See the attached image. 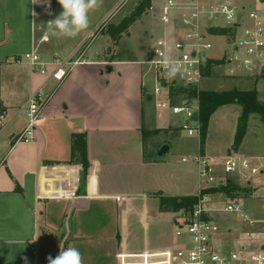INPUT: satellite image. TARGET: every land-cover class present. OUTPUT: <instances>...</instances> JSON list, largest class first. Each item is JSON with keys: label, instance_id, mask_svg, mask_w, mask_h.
<instances>
[{"label": "crops", "instance_id": "0c3cea01", "mask_svg": "<svg viewBox=\"0 0 264 264\" xmlns=\"http://www.w3.org/2000/svg\"><path fill=\"white\" fill-rule=\"evenodd\" d=\"M156 1L151 7L157 9L165 2ZM51 4L47 6L43 0L37 4L33 0H0V113L4 114L0 124V264H25V257L27 264H48L47 258H55L60 246L89 247L116 240L117 264H133L142 260V254L177 244L175 233L188 215L161 213L157 194L193 196L206 186L201 182L199 166L191 161L200 155L199 142L195 146L189 140H176L181 153L171 157L172 146L166 156L159 157L162 146L155 149L154 145L150 153H157L158 159L144 160L143 127L150 131L153 126L166 128L171 133L170 128H181L172 122V114L159 108L155 97L148 94L153 83L144 62L151 59L159 40L173 43L183 27L178 21L164 25L152 12L159 22L158 30L154 23L159 36L149 56L136 55V61L112 54L103 56L105 46L88 56V47L67 77L58 81L53 72L59 50H41L51 36L44 28L51 20ZM246 7L238 8L243 12ZM249 11L264 12V4ZM221 40L220 51L225 44ZM34 50L47 65L45 72L25 61L24 56ZM37 92L48 99L36 138L31 143L14 144L27 123L24 107ZM196 109L198 112V103ZM76 134L86 136L89 162L86 188L81 193L83 166L74 156ZM241 150L246 154L241 157L261 158L244 153L243 146ZM205 156L210 157L207 145ZM222 176L218 171L221 180ZM232 201L248 208L243 198H230L227 204ZM223 213L233 215L238 222L228 223V227L218 223V239L227 245L237 244L249 227L239 215ZM133 215L145 225L147 217L160 220L170 216L176 228L172 233L167 228L155 230V237L146 236L133 244ZM95 221L98 223L94 225ZM111 230L116 239H106Z\"/></svg>", "mask_w": 264, "mask_h": 264}, {"label": "built area", "instance_id": "2783aa9c", "mask_svg": "<svg viewBox=\"0 0 264 264\" xmlns=\"http://www.w3.org/2000/svg\"><path fill=\"white\" fill-rule=\"evenodd\" d=\"M150 11L164 25H173L177 21L182 25L178 29V38L173 43L159 40L153 49L150 60L145 61L151 73L153 87L148 94L155 97L156 105L172 115L183 116L181 128L188 136L199 135V120L195 122L197 109L192 102L173 104L176 89L198 88L205 80L204 62L213 50L210 38L225 36L231 40L224 44L222 56L226 66H234L225 74L228 77L246 75L254 79L264 80V12L248 11L243 14L234 0H166L158 9ZM245 16L248 23H245ZM211 29L229 30L232 36L214 35ZM168 56L176 62L180 72L169 77L163 67V59ZM210 58V57H209ZM32 67L45 72L47 65L42 63L37 50L24 56ZM80 60L72 62L55 61L53 76L56 80H64L71 68ZM238 71H244L238 73ZM174 89V91H172ZM42 92L32 94L24 109L27 123L16 143H31L36 138V130L42 110L47 103ZM4 114L0 113V124ZM187 162L186 159L183 160ZM199 166L201 182L206 186H221L226 179H237L241 183L264 191V157L245 158L232 155L225 158H209L198 155L191 160ZM220 165L221 169L215 166ZM218 171L223 173L222 180ZM202 200L193 214H188L185 221L175 233L178 243L158 252L140 255L141 261L133 264H264V230H257V225L264 220L251 217L243 204L230 202L224 207L226 213L239 215L250 228L239 239L237 244L230 245L218 239L221 234L219 224L204 218L208 215L202 208Z\"/></svg>", "mask_w": 264, "mask_h": 264}, {"label": "rangeland", "instance_id": "374dc122", "mask_svg": "<svg viewBox=\"0 0 264 264\" xmlns=\"http://www.w3.org/2000/svg\"><path fill=\"white\" fill-rule=\"evenodd\" d=\"M143 1L144 0H103L102 5L89 14L90 24L86 30L82 31L75 38L50 36L48 40L49 42L44 44L41 50L48 53L50 52V49L56 47V49L59 50L58 52H60H57V58H59L60 61H75L87 50L88 47L90 48L88 56H90L103 46H105L103 56L112 54L115 55V57L129 58L137 55L140 58H146L153 49L155 39L159 36V31L154 32V23H156V30H158L159 22L157 19L153 18L152 11H150L151 6H154L155 2H157L156 0H151L150 8H144L136 21L133 22L126 31L119 35L120 24L124 22L125 19L132 16ZM234 2L238 3V7H241V5L248 6L246 7L245 12H248L251 7L255 8L256 6L264 4V0H234ZM50 3H52V13L50 18L51 20H54L63 9L58 3V0H50ZM156 9L157 8L155 7V10ZM245 12L243 11V14ZM44 28L48 34L47 26ZM223 38L224 39L222 40L216 37L211 38L214 48L209 52L210 58L208 57V59L216 61L224 59V57L220 55L222 54V49L221 51L219 50L220 46L218 45V40H221V42L224 40L226 45L230 43L231 40L225 36ZM71 51L72 54L66 57ZM145 68L147 69L146 65ZM230 69H234V66H226L225 63L215 65L212 70V76H206L204 82L197 89L224 91L237 87V89L240 90L255 91L258 94L259 102L264 105V80L254 79L247 77L246 75L228 77L225 73ZM242 72L244 71H238V73ZM174 101H176L177 104H185L188 102L186 97L180 93H177ZM193 106L196 108L197 103H194ZM241 113L242 108L240 106H225L220 108L211 117L206 139L208 153H210L209 158H225L232 155H246L242 153V146L246 149L244 153L264 157V119L260 114H252L250 116L248 131L244 138L243 145H241L237 151L231 149L232 143L234 142L235 124ZM171 120L176 123L175 126L184 123L183 116L181 115H172ZM165 130L166 128L155 129L153 126L152 131L154 134L147 141L149 146L148 151H150L154 145L155 149L164 145H169L170 149L172 146V151L170 152L171 157L175 154L181 153V151H178L181 148L178 149L175 145L176 140L180 141V143L189 140L192 141L195 146H197L200 140V134L190 137L182 128H170V130L173 131V134L170 131ZM215 167L216 169H221L220 165ZM232 180L236 181L235 184H237L239 188L245 190L242 193L234 191L232 194L237 198H243L247 202L248 208L245 207L248 209V213L253 215L254 218L264 220V191L255 188L256 192L254 193L252 189L247 188L245 184L237 179ZM215 187L220 186H218V184L214 186H205L202 191ZM228 199L230 198L225 194H211L203 198L205 202L202 204V208L209 211V217L217 223H221L224 227H228V223L238 222V219L232 217L233 215H225L223 213L224 207L228 203ZM132 217L133 232L136 234H134L131 241L134 242L133 244H136L138 241H144L146 236L155 237V230L167 228L166 230H169L172 233L176 228V225L171 221L170 216L160 220L147 217L146 225L140 221L139 216L133 215ZM97 223L98 221H95L94 225ZM256 228L257 230H264V224L257 225ZM112 232L113 230L110 231L111 236L106 239H111L112 237L116 239V233ZM117 248L118 241L116 240V242L112 244L109 242H105L103 245L92 243V246L89 245V247H87V245H83L79 246L77 249L82 254L83 264H117L115 259Z\"/></svg>", "mask_w": 264, "mask_h": 264}, {"label": "trees", "instance_id": "16d2710c", "mask_svg": "<svg viewBox=\"0 0 264 264\" xmlns=\"http://www.w3.org/2000/svg\"><path fill=\"white\" fill-rule=\"evenodd\" d=\"M151 0H144L143 3L136 9L135 13L129 18L125 19L119 26V35L126 31L133 22L136 21L137 17L144 8H150ZM211 34L214 35H229L232 36L229 30L223 29H211ZM130 61H136L135 57H129ZM225 60L216 61L213 59H206L204 62V75L207 77L212 76V70L215 65L224 64ZM174 91V89H172ZM177 93L182 94L186 97L188 101L196 100L198 103V113H199V126H200V141L199 154L205 156V145L208 135V129L210 125L211 117L222 107L237 105L242 108V113L238 118L237 130L234 137V142L232 145V150L237 151L242 145L244 138L247 135L249 119L252 114H260L264 119V105L261 104L258 100V94L255 91L240 90L237 87L233 89L224 90V91H215V90H199L197 88H178L176 89ZM176 101H173V104H176ZM143 138H144V160L145 162H151L156 160L157 153L151 154L148 151L147 141L150 137L153 136L154 132L142 128ZM15 144V141H14ZM73 149L74 156H78L80 162L83 166V177L80 187V193L83 192L86 188V178L88 175L89 162L87 157V141L86 136L83 134L73 135ZM237 191L242 193L245 191L235 184L232 179L226 181L225 184L220 187L209 188L201 191L199 195L193 196H164L161 193H158L159 198V211L161 213H174L181 214L182 217L187 214H193L196 207L200 204L203 198L211 194H225L231 199H235V195L232 192ZM204 218H209L208 215H204Z\"/></svg>", "mask_w": 264, "mask_h": 264}, {"label": "clouds", "instance_id": "9594fccd", "mask_svg": "<svg viewBox=\"0 0 264 264\" xmlns=\"http://www.w3.org/2000/svg\"><path fill=\"white\" fill-rule=\"evenodd\" d=\"M40 2L41 0H33V4ZM43 2L50 6V0ZM58 3L63 11L54 20L47 22L48 32L55 37L75 38L89 27V14L99 8L103 0H58ZM32 15L35 16L36 13L33 12ZM162 63L169 77H175L180 72L179 65L168 56L164 57ZM60 249L55 258L51 256L47 258L48 264H83L82 254L77 248L69 246L65 249L60 246ZM24 259L27 264V258Z\"/></svg>", "mask_w": 264, "mask_h": 264}, {"label": "water", "instance_id": "95a60500", "mask_svg": "<svg viewBox=\"0 0 264 264\" xmlns=\"http://www.w3.org/2000/svg\"><path fill=\"white\" fill-rule=\"evenodd\" d=\"M198 117H199V113L196 112L195 115H194V120L195 122H198ZM170 151V146L169 145H164L160 148V150L158 151V156L159 157H164L166 156Z\"/></svg>", "mask_w": 264, "mask_h": 264}]
</instances>
